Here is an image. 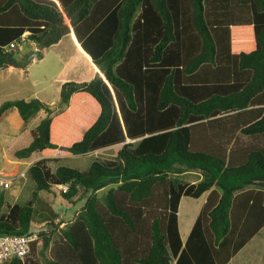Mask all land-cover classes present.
<instances>
[{"label":"trees","instance_id":"16d2710c","mask_svg":"<svg viewBox=\"0 0 264 264\" xmlns=\"http://www.w3.org/2000/svg\"><path fill=\"white\" fill-rule=\"evenodd\" d=\"M23 32L38 48L71 32L104 79L60 83L54 113L37 98L0 103L23 123L45 113L13 151L36 152L34 188L11 204L0 190V234L48 223L23 260L1 264H225L264 224V0H0V66L22 63L5 46ZM112 145L82 170L46 165ZM57 184L82 199L61 227L34 201ZM204 191L181 243L178 199Z\"/></svg>","mask_w":264,"mask_h":264},{"label":"rangeland","instance_id":"374dc122","mask_svg":"<svg viewBox=\"0 0 264 264\" xmlns=\"http://www.w3.org/2000/svg\"><path fill=\"white\" fill-rule=\"evenodd\" d=\"M67 24V21H65ZM69 33V32H68ZM63 35L62 39L58 44L53 47H46L39 54L33 57L28 61L23 67H15L7 65V67L0 69V103L4 100L12 99H24L28 100L30 98H37L39 101L49 103L52 112L60 110L62 107L58 102V94L55 90L57 84V79H74L72 68L73 65H78V67H83L84 72L82 73L83 78H87L91 74L90 64L86 61L80 59L74 52L73 42L71 41L69 35ZM39 50V49H38ZM35 51V50H34ZM14 55L15 59L20 60L24 59L31 54L33 51L28 52V46L22 44L16 50ZM24 54V55H23ZM21 55H23L21 57ZM24 61V60H23ZM80 70V69H78ZM96 72V71H95ZM46 104V103H45ZM42 113H44L42 111ZM37 116L30 118L26 125L30 126L35 123ZM86 120L85 115H81V118L77 120V124L83 123ZM13 120L10 118H0V172L5 173H14L16 171H21L37 158V154H30L28 158L18 159L13 155V151L20 147L25 146L28 143V136H25L24 132L21 134L22 127L15 129L13 125ZM7 123H11L12 126L9 131L7 128ZM118 145H112L109 147L101 148L88 152L85 154H61L56 157H50L46 161V165L50 169H54L56 165L62 164L70 167L77 168L79 170L84 169L92 159H109L112 158L117 150ZM196 173L188 172L186 174L180 175L182 180L198 178V172ZM34 188L33 182L27 176L26 171L24 176L18 179V182L12 184L8 189L5 190V199L8 204L13 202L22 203L26 199L30 198V193ZM105 189L99 190L97 195L101 196ZM35 201V207L37 210L42 211L43 207L41 206L42 201L47 203V207L50 208V211L57 213L56 218L58 217L56 224L58 227L63 226L64 224L71 221L74 216V213L81 206L82 199L73 200L74 203L67 202L63 200L57 191L51 187L48 191H38ZM39 206V207H38ZM43 212V211H42ZM58 213L60 215L58 216ZM46 216L49 213H45ZM51 215V214H50ZM49 218V216H48ZM55 218H53L54 221ZM34 221L36 219H33ZM38 222L32 223V227H37ZM48 226V223L41 225V228ZM245 246L241 248L235 256L237 264H258L260 262L264 263V228L259 232V234ZM254 248L258 250L261 259L258 256H254L249 251ZM40 249V242L36 243V256L39 260L42 259V255L38 252ZM260 250V251H259ZM248 251V252H247ZM250 256L249 260L245 257ZM255 258H254V257ZM246 260L245 262H242ZM248 261V262H247ZM234 262V261H233ZM231 262L230 264H232Z\"/></svg>","mask_w":264,"mask_h":264},{"label":"crops","instance_id":"0c3cea01","mask_svg":"<svg viewBox=\"0 0 264 264\" xmlns=\"http://www.w3.org/2000/svg\"><path fill=\"white\" fill-rule=\"evenodd\" d=\"M25 35L27 34V32H23ZM71 41L73 42V48H74V52L77 56L80 57L81 60L83 61H86L88 62L91 67V74L87 77V78H83L82 77V73L84 72V69L83 67H78V65H73V68H72V73L74 75V79H70V81H75V82H81V81H88L89 79L93 78L95 74H97L98 76L102 75L100 73V71L97 69V67L91 62L90 60V57L80 49L78 43L75 41L73 35L71 32L68 33ZM63 37V36H62ZM62 37L54 44L48 46V47H53L55 46L56 44H58L60 42V40L62 39ZM27 46H28V52L30 51H34L36 49H39V52L42 51L44 48H38L36 47V45L33 43V42H30V41H26L25 43ZM24 55V54H23ZM21 55V57L23 56ZM17 60V59H16ZM12 68V67H11ZM11 68L9 69H3V70H10ZM1 69V68H0ZM80 69V70H78ZM96 71V72H95ZM101 77V76H100ZM69 79H63V78H60L59 80L57 79V84L55 86V90L57 91L58 93V89H59V85L60 83L64 82V81H68ZM44 103V102H43ZM47 105H49V103L45 102ZM50 107V105H49ZM51 109V107H50ZM52 110V109H51ZM54 113V112H52ZM45 115V113H42V111H38L34 116H37V119L35 121V123H33L32 125L30 126H27L26 123H23L20 119V117L18 116V113L16 112V109L11 107L9 108L8 110H6L1 116L0 118L3 119V118H10L12 119L14 122H13V125H14V128L15 129H19L22 127V130H21V134L24 132L25 136H28V142L30 140V135H29V131L31 128H33L37 123L38 121ZM32 116V117H34ZM31 117V118H32ZM30 119V118H29ZM28 119V120H29ZM27 120V121H28ZM7 128H8V131L11 128L12 124L11 123H7ZM36 152H32L31 154H33ZM31 156V155H30ZM38 158V156H37ZM36 158V159H37ZM188 172H191V173H196L195 171H185L183 172L182 174H186ZM181 174V175H182ZM197 174V173H196ZM198 180V178L196 177L195 180L193 179H188V180H185L187 183H195L196 181ZM208 191H204L202 192L198 197H190V196H186V195H181L178 199V204H177V208H176V226H177V231H178V237L181 241V243L184 242L189 230H190V227L200 209V207L202 206L203 202L205 201V198H206V195H207ZM251 201H248V205L250 204ZM259 203H261L260 205H262L264 203V200H260ZM75 214V213H74ZM264 228V224L258 228V230H256V232L250 236L248 238V240L242 245L241 248H244L245 246H247V244H249V242H251L252 240H255L254 238L259 234V232ZM239 248L228 260L225 264H230L231 262H233L232 264H237V261L239 260V257L238 259H235L237 256V253L239 252V250L241 249ZM255 247H253L251 249V251H249L251 254L249 255H252L254 254V256H258L259 259H261V256L258 252V250L256 251V249L254 250ZM260 251V250H259ZM248 252V251H247ZM253 256V257H254ZM246 260L250 258V256L248 257H245ZM255 258V257H254ZM246 260L242 261V262H245ZM248 262V261H247ZM258 264H264L262 262L258 263Z\"/></svg>","mask_w":264,"mask_h":264},{"label":"built area","instance_id":"2783aa9c","mask_svg":"<svg viewBox=\"0 0 264 264\" xmlns=\"http://www.w3.org/2000/svg\"><path fill=\"white\" fill-rule=\"evenodd\" d=\"M25 34L22 33L17 40L11 41L6 45V49L18 50V47L26 43ZM26 167L21 171H16L14 173H5L0 172V190L8 189L12 184L18 182L19 178L24 176ZM54 189L57 191L64 192L66 190L65 184L54 185ZM60 213H58V216ZM58 217L55 218L54 222L57 223ZM42 225V224H41ZM38 225L37 227H32L26 234L15 235V234H0V264L8 261L12 257H16L20 260H23L24 257L29 252V244L36 239V234L38 231L44 230V227L41 228Z\"/></svg>","mask_w":264,"mask_h":264},{"label":"water","instance_id":"95a60500","mask_svg":"<svg viewBox=\"0 0 264 264\" xmlns=\"http://www.w3.org/2000/svg\"><path fill=\"white\" fill-rule=\"evenodd\" d=\"M39 54V50L38 49H36L35 51H33L31 54H29L25 59H24V61H22V63H20V64H17V65H15V64H11V63H9V62H5V63H3L1 66H0V68L2 69V68H5V67H7V65H11V66H15V67H23L28 61H30L33 57H35V56H37ZM102 78H103V76L102 75H100ZM104 79V78H103Z\"/></svg>","mask_w":264,"mask_h":264}]
</instances>
